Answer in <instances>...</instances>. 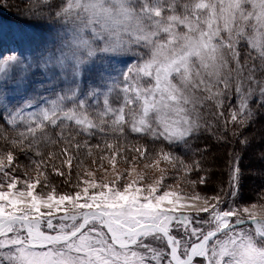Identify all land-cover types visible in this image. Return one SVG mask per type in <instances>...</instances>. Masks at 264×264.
Wrapping results in <instances>:
<instances>
[{
    "label": "snow or ice",
    "instance_id": "obj_1",
    "mask_svg": "<svg viewBox=\"0 0 264 264\" xmlns=\"http://www.w3.org/2000/svg\"><path fill=\"white\" fill-rule=\"evenodd\" d=\"M14 6L38 31L0 47V264H264V0Z\"/></svg>",
    "mask_w": 264,
    "mask_h": 264
},
{
    "label": "rangeland",
    "instance_id": "obj_2",
    "mask_svg": "<svg viewBox=\"0 0 264 264\" xmlns=\"http://www.w3.org/2000/svg\"><path fill=\"white\" fill-rule=\"evenodd\" d=\"M8 4L13 5V7L5 6L1 12L4 11V13L16 15L17 10L14 6L16 4V0H8ZM7 31V26L5 24H0V43L4 40ZM259 127L260 125L256 126L257 129H259ZM209 144L212 146L209 154L210 163L208 165L210 169L208 173L210 182L207 187L202 189V191L211 195L213 192L219 190L222 182L227 181L226 163L230 148L221 147L216 144L215 141H209ZM262 150H264V145L259 144V136L257 135V139L254 142L253 147L245 152H241V156L243 157L241 164L244 166L245 172V177L243 179L245 187L243 192L245 196L253 199L258 196V190L262 185H264V174L260 171L261 163L257 160V157ZM237 151H240V149L237 148Z\"/></svg>",
    "mask_w": 264,
    "mask_h": 264
},
{
    "label": "trees",
    "instance_id": "obj_3",
    "mask_svg": "<svg viewBox=\"0 0 264 264\" xmlns=\"http://www.w3.org/2000/svg\"><path fill=\"white\" fill-rule=\"evenodd\" d=\"M0 13H2L1 11H0ZM3 13H4V11H3ZM7 15V14H6ZM6 15H3V16H6ZM17 15V14H16ZM17 18L19 19V16L17 15Z\"/></svg>",
    "mask_w": 264,
    "mask_h": 264
}]
</instances>
